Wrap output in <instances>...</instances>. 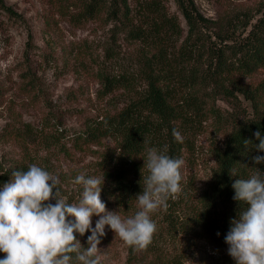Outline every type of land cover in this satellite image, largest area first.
Returning a JSON list of instances; mask_svg holds the SVG:
<instances>
[{
    "label": "rangeland",
    "instance_id": "374dc122",
    "mask_svg": "<svg viewBox=\"0 0 264 264\" xmlns=\"http://www.w3.org/2000/svg\"><path fill=\"white\" fill-rule=\"evenodd\" d=\"M162 1L180 24L181 34L169 35L167 40L173 60L187 28L174 1ZM137 2L130 0L132 7ZM193 4L198 16L206 20L199 36L221 44L241 36L246 24L258 18L264 0H193ZM76 15L74 0H0V174L14 163L22 164L23 170L37 164L59 177L58 187L72 203L78 195L72 180L80 173L92 176L105 167L123 169L131 181H142L133 176L134 161L122 156L115 141L75 146L68 133L125 104L127 98L121 91L104 100L98 97V75L126 71L138 91L145 86L135 76L142 45L128 40L113 19L86 20ZM263 77L264 71H259L244 81L257 82ZM26 78L32 85L24 87ZM213 105L216 115L202 120L189 114L181 125L182 191L177 199L168 201L166 210L152 215L157 226L152 243L142 252H133L106 225L104 241L98 245L100 264H172V260L178 264H235L208 233L179 226L211 180L214 151L222 145L231 119L250 112L249 103L238 94L236 99L216 95ZM8 124L27 126L26 140L21 143L2 137ZM138 175H147L146 169ZM9 181H0V186ZM106 210L127 217L138 209L135 201ZM98 219L92 217V227Z\"/></svg>",
    "mask_w": 264,
    "mask_h": 264
},
{
    "label": "trees",
    "instance_id": "16d2710c",
    "mask_svg": "<svg viewBox=\"0 0 264 264\" xmlns=\"http://www.w3.org/2000/svg\"><path fill=\"white\" fill-rule=\"evenodd\" d=\"M173 1L185 22L187 35L172 55L176 57L170 60L172 52L167 40L169 35L181 34L180 24L168 14L162 0H138L134 7L130 0H74L77 17L113 19L128 40L142 45L135 76L145 86L138 91L126 71L98 75L99 98L104 100L121 91L127 100L121 107L106 110L100 119L86 122L84 128L68 135L75 146L103 139L115 141L122 156L134 161L133 176L142 179L138 174L142 173L148 147L163 150L167 146V154L180 159L182 144L172 136V130L176 129L182 136L181 125L189 114L205 120L216 115L213 105L216 95L236 99L238 94L249 103L250 112L231 119L222 145L214 151L216 166L211 180L195 198L188 217L179 223L181 229L208 233L227 250L224 237L230 220L246 207L232 199V183L254 174L256 167L264 172V164L255 165L252 160L256 155L264 156V152L254 147L259 141L253 135L259 131L264 138V77L257 82L244 81L264 71V7L252 24H246L238 39L228 38L231 43L216 44L199 36L206 20L196 13L193 0ZM29 85L31 79L26 78L24 87ZM28 134L27 126L8 124L1 136L22 143ZM20 169L23 170L22 164L14 163L0 176V181H9L12 171ZM233 170L237 176H232ZM92 176L104 177L100 198L106 207L130 205L142 192V181H131L123 169L105 167ZM90 234H77L81 245L87 244ZM99 239L104 241V237ZM3 256L2 253L0 258ZM172 264L178 263L172 260Z\"/></svg>",
    "mask_w": 264,
    "mask_h": 264
},
{
    "label": "clouds",
    "instance_id": "9594fccd",
    "mask_svg": "<svg viewBox=\"0 0 264 264\" xmlns=\"http://www.w3.org/2000/svg\"><path fill=\"white\" fill-rule=\"evenodd\" d=\"M253 135L259 141L254 147L264 152V138L259 131ZM172 136L182 139L176 129ZM252 160L264 164V156ZM183 165L182 159L167 154V146L148 147L143 159L147 175L135 197L138 210L127 217L106 210L100 198L103 176L76 175L72 185L78 195L72 203L60 191L59 177L41 166L33 163L27 170L12 171L10 181L0 186V264H100L99 238L106 225L133 252L146 250L157 230L152 215L166 210L168 201L182 191ZM232 176H237L235 170ZM232 188V199L246 207L230 220L224 237L227 254L235 264H264V172L256 167L254 174L236 179ZM93 216L99 217L94 227ZM86 232L91 234L84 247L77 234Z\"/></svg>",
    "mask_w": 264,
    "mask_h": 264
}]
</instances>
